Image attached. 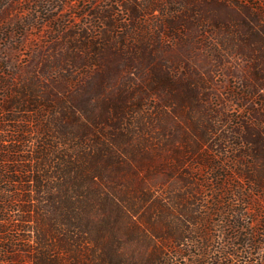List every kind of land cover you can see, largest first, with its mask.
Returning <instances> with one entry per match:
<instances>
[{"label": "trees", "instance_id": "obj_1", "mask_svg": "<svg viewBox=\"0 0 264 264\" xmlns=\"http://www.w3.org/2000/svg\"><path fill=\"white\" fill-rule=\"evenodd\" d=\"M79 1L68 52H0V264H264V0Z\"/></svg>", "mask_w": 264, "mask_h": 264}, {"label": "rangeland", "instance_id": "obj_2", "mask_svg": "<svg viewBox=\"0 0 264 264\" xmlns=\"http://www.w3.org/2000/svg\"><path fill=\"white\" fill-rule=\"evenodd\" d=\"M102 0H94L95 5L100 7ZM114 4L112 6V12L116 17V20H122L126 22L123 25H131L129 23L127 14L125 13L124 6L131 7L135 4V0H112ZM146 1V2H145ZM144 3L153 1L154 3H166V0H145ZM181 0H176L180 2ZM94 7L89 3L82 4L79 0H0V28L8 30L6 39L0 40V52L4 54H10L13 58V65L17 67L20 75H29L30 70L33 68L35 62V56H40L46 49L51 48V44H56L57 51L50 53L52 58L61 54V51L68 52L73 42L70 40L59 41L52 43L49 41V34L53 32V22L56 20L61 21L64 24L62 30L68 29L69 32L80 35L85 30L86 23H90L91 13ZM168 10H171L167 8ZM85 11V14L82 13ZM52 16V22L48 20L47 16ZM243 15V14H241ZM161 14H148L145 13L144 17H140L142 20L140 23H134L135 27H132L139 38H146L147 36L154 35V27L156 23L162 18ZM12 24H17V29L11 30ZM93 26V23H90ZM98 29H94L96 33L101 29L98 24ZM19 29V30H18ZM89 35L92 33L88 31ZM52 35V34H51ZM55 41V40H54ZM53 41V42H54ZM66 43V44H64ZM67 48H63V47ZM60 50V52H58ZM186 49H176L174 52L184 54ZM81 54L79 51L76 52ZM207 57L209 62H218L221 58L227 61L230 65L241 64V59L237 55L230 57H219V59L202 55ZM45 58L41 59L43 62ZM49 59V57H48ZM51 60V59H50ZM32 66V67H31ZM11 74V72H9ZM247 76L245 73H241L240 77ZM19 82V79L17 80ZM219 82V81H217ZM235 86L240 85L241 82L237 79L231 80ZM221 92L220 89H218ZM238 212V211H237ZM254 263L259 262L264 257L263 248L256 252Z\"/></svg>", "mask_w": 264, "mask_h": 264}]
</instances>
